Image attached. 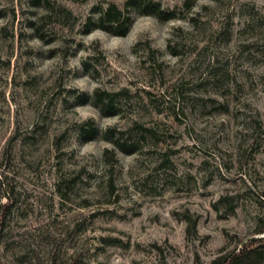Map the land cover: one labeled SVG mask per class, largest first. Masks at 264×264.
<instances>
[{
	"label": "rangeland",
	"instance_id": "obj_1",
	"mask_svg": "<svg viewBox=\"0 0 264 264\" xmlns=\"http://www.w3.org/2000/svg\"><path fill=\"white\" fill-rule=\"evenodd\" d=\"M147 1L175 16L0 0L5 264H210L264 226V0Z\"/></svg>",
	"mask_w": 264,
	"mask_h": 264
},
{
	"label": "trees",
	"instance_id": "obj_2",
	"mask_svg": "<svg viewBox=\"0 0 264 264\" xmlns=\"http://www.w3.org/2000/svg\"><path fill=\"white\" fill-rule=\"evenodd\" d=\"M136 1L137 3L135 5L138 10L153 14L160 19H172L175 16L174 12L162 9L159 3L147 0ZM129 20V15L119 9L117 5L111 4L106 9L99 12L96 26L108 33L121 36L125 33ZM89 21L91 24L92 19L90 18ZM113 96L112 93L106 91L102 92L97 89L94 92V101L102 108L104 113L111 114L115 111ZM107 133L110 134L111 132L108 131ZM110 139L120 150L124 152L132 151L129 149L130 146H127L119 140H115L114 134L111 135ZM10 212L11 204H9V202L0 204V246L4 238L6 221ZM0 264H5L1 257ZM195 264L203 263L197 258ZM210 264H264V226L256 228L252 234V238L248 239L247 243L244 241L239 242V244L229 252L213 259Z\"/></svg>",
	"mask_w": 264,
	"mask_h": 264
}]
</instances>
